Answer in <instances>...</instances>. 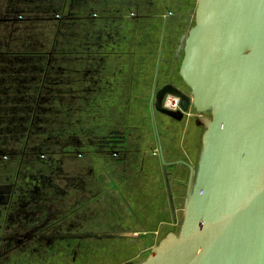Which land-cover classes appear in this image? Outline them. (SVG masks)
<instances>
[{
	"label": "crops",
	"instance_id": "1",
	"mask_svg": "<svg viewBox=\"0 0 264 264\" xmlns=\"http://www.w3.org/2000/svg\"><path fill=\"white\" fill-rule=\"evenodd\" d=\"M0 2V9L28 16L0 24L5 30L0 33V152L7 146L20 154L35 145L33 140H55L51 157L44 159L37 150L40 156L24 166L0 161V239L37 222L44 201L55 198L57 204L107 186L111 168L113 177L125 172L117 194L138 229L122 233L135 237L142 254L136 264L143 262L169 234L180 233L190 167L196 180L203 160L202 114L192 106L176 112L163 106L166 94L182 98L191 92L180 70L199 0H52L55 19L35 12L50 4ZM57 13L65 17L58 19ZM37 27L50 32L32 37L29 31ZM185 118L196 127V147L188 151ZM116 132L126 143L122 160L98 145ZM171 173L180 183L188 178L178 208L168 183Z\"/></svg>",
	"mask_w": 264,
	"mask_h": 264
},
{
	"label": "water",
	"instance_id": "2",
	"mask_svg": "<svg viewBox=\"0 0 264 264\" xmlns=\"http://www.w3.org/2000/svg\"><path fill=\"white\" fill-rule=\"evenodd\" d=\"M180 74L203 160L180 233L139 264H264V0H199Z\"/></svg>",
	"mask_w": 264,
	"mask_h": 264
},
{
	"label": "rangeland",
	"instance_id": "3",
	"mask_svg": "<svg viewBox=\"0 0 264 264\" xmlns=\"http://www.w3.org/2000/svg\"><path fill=\"white\" fill-rule=\"evenodd\" d=\"M50 29L45 28H33L30 29L29 34L33 37L35 35H47ZM29 41H32L29 38ZM33 46V44L31 45ZM32 49V48H29ZM207 118L211 119V112L205 113ZM185 120L182 122L181 126L185 129L186 132V142L183 144L186 150L194 149L196 147L195 135H196V127L194 125V120ZM184 132V134H185ZM163 142L165 144V138L163 137ZM55 140L45 141L46 144H40L37 140H33L35 145L32 146L33 149L38 147L36 150H42L44 152L50 153L55 151ZM50 142V143H49ZM41 152V151H39ZM160 154V153H159ZM182 155V153H181ZM165 159L169 161L168 153L165 154ZM172 168L169 167L168 172H171ZM186 182L188 180L185 175L183 178ZM177 182L176 176L174 173H171L168 176V183L171 189V193L173 196V202L175 207H179L182 202V197L186 193V186L188 183L185 182ZM105 189L100 193L99 196L94 197V202H92V206L94 211H90L88 213L89 221L86 220V226H78L77 230H71L69 234L56 233L55 234V210L53 211V227H50L47 231V236L45 239H51L53 241L47 242L46 240L41 241L40 243L46 246L55 247V235H59L61 237H65L68 239L67 244H61L59 246L60 249L65 247L73 246V242H77V247L81 250L79 253V257L76 263L74 264H117L123 262V264H136L142 259V254L139 251V244L135 242V237L124 234L122 231H132L138 229V225L134 220L133 216L129 213L128 208L125 202L122 201L121 197L117 194V191L114 189L108 190ZM111 189V188H110ZM168 189V184H167ZM86 201V200H83ZM165 202L169 201V198L164 200ZM167 204V203H166ZM78 205V204H75ZM160 205V203H159ZM88 209V208H84ZM89 211V209H88ZM170 212V211H168ZM162 215L161 219L169 218V213L166 217ZM91 217V218H90ZM117 227V229H116ZM141 228V226H139ZM61 229V228H59ZM111 234L107 236L99 235L100 232H108L111 231ZM166 227H161V233L165 232ZM175 232H178V229H174ZM64 230H61V232ZM100 237L103 239L101 240ZM112 242L114 244H109L107 242ZM31 242H34L33 240ZM106 246V247H104ZM141 247V240H140ZM74 250V248L72 249ZM2 251V250H0ZM2 253V252H1ZM19 250L11 251L10 258H8V264H64L62 254L59 251H55V256H47L45 254L41 255L44 259V262H40L38 260V255L36 252L28 253L26 251L23 252V255L20 254ZM73 253L69 254V261L73 257ZM150 251H146V255L149 254ZM18 254V255H16ZM28 254V255H27ZM14 256V257H13ZM6 258V257H5Z\"/></svg>",
	"mask_w": 264,
	"mask_h": 264
},
{
	"label": "flooded vegetation",
	"instance_id": "4",
	"mask_svg": "<svg viewBox=\"0 0 264 264\" xmlns=\"http://www.w3.org/2000/svg\"><path fill=\"white\" fill-rule=\"evenodd\" d=\"M34 2L38 5H49L52 3V0H34ZM51 5V4H50ZM49 5V6H50ZM3 6V4L0 2V8ZM43 10L35 11L38 15H42L45 18L48 19H55V9L53 8V5H51L49 8H42ZM96 16V14H95ZM27 14L21 10H8V9H0V24L3 21L8 20H22L26 19ZM56 17L58 19H63L65 16H62L60 13L56 14ZM6 23V22H5ZM3 24V23H2ZM4 31L2 27H0V33L4 34ZM31 114V113H30ZM113 134H111L112 136ZM109 136V137H111ZM118 137H115L113 140L116 142L111 146L108 143L105 142V140L109 139H103L101 142L98 143V145L103 148L106 147L108 149V153L111 155L112 158L116 160H122L125 157L126 149L125 142H119L122 140L119 138V134L116 135ZM46 140H41L38 143L44 144ZM30 143V140L28 144ZM46 144V143H45ZM29 150H25L24 152H20V154H12L8 152L7 146H2L1 150L2 153L0 154V161L2 164H9L12 161H18L19 166H24L26 162H23L25 160L30 159L33 157V155L40 156L39 153H35V149L32 148V146L29 145ZM39 152V151H38ZM41 156L45 159L47 157H51L55 154L52 153L51 156L47 155V152H44L41 150ZM49 154V153H48ZM112 167V166H111ZM114 170V169H113ZM113 170L110 168V173L108 172V179L109 182L107 186L95 188L93 190H90L89 192H86L84 194H81L75 198H65L61 203L55 204V198L50 199L49 201H44L42 204H38L41 208L40 210H43L41 213V218L35 222L27 225V227L23 228L20 233L16 234V236H13L11 238H3L0 239V264H8V258H10V252L11 251H17L19 250L23 255V252L26 251L28 253H34L36 252L38 255V260L40 262H44V259L41 255L45 254L47 256H55V251H59L62 254V258L64 261V264H74L77 262L79 253L81 250L77 247V242H73V246L71 247H65L60 249L59 246L62 244H67L68 239L65 237H61L60 234L55 235V247L53 246H46L41 244V241L46 240L47 242H51L53 240L51 239H45L47 236V230L50 227H53V211L55 210V234L61 233L63 234H69L68 232L71 230H77L78 226H86V220L89 221L88 213L90 211H94L92 202H94V197H97L100 195L101 192H103L105 189L109 188L108 190H112L115 188L117 191V185L119 184L120 176L123 178L125 177V172L121 173L118 172L114 174L113 177ZM119 171V169H118ZM111 188V189H110ZM121 197V196H119ZM122 199V197H121ZM86 200V201H83ZM78 204V205H75ZM88 208V209H84ZM91 214V213H90ZM39 216V215H38ZM40 217V216H39ZM91 218V217H90ZM61 228V229H59ZM117 229V227H116ZM61 230H64L61 232ZM114 229H111V231ZM34 242H31V241ZM106 247V246H104ZM74 248V250H72ZM2 252V253H1ZM41 252V253H40ZM73 253L72 259L69 261V254ZM18 255V254H16ZM28 255V254H27ZM6 257V258H5ZM8 257V258H7ZM14 257V256H13Z\"/></svg>",
	"mask_w": 264,
	"mask_h": 264
},
{
	"label": "built area",
	"instance_id": "5",
	"mask_svg": "<svg viewBox=\"0 0 264 264\" xmlns=\"http://www.w3.org/2000/svg\"><path fill=\"white\" fill-rule=\"evenodd\" d=\"M182 98L176 94L168 93L164 97L163 106L173 112L182 110Z\"/></svg>",
	"mask_w": 264,
	"mask_h": 264
},
{
	"label": "trees",
	"instance_id": "6",
	"mask_svg": "<svg viewBox=\"0 0 264 264\" xmlns=\"http://www.w3.org/2000/svg\"><path fill=\"white\" fill-rule=\"evenodd\" d=\"M118 134H120V133H113V135L111 136V137H109V139H107V140H105V142L106 143H108L109 145H113L116 141L115 140H113L115 137H118V136H116V135H118ZM122 137V136H121ZM124 142V139H123V137H122V140H120L119 142Z\"/></svg>",
	"mask_w": 264,
	"mask_h": 264
}]
</instances>
